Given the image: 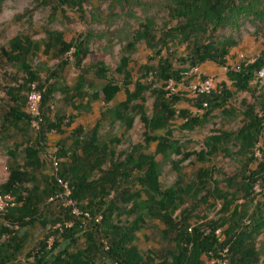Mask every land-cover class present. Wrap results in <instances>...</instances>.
Instances as JSON below:
<instances>
[{
	"label": "trees",
	"instance_id": "16d2710c",
	"mask_svg": "<svg viewBox=\"0 0 264 264\" xmlns=\"http://www.w3.org/2000/svg\"><path fill=\"white\" fill-rule=\"evenodd\" d=\"M57 1L61 5L81 10L78 1ZM2 2L0 0V6ZM154 5L166 11L167 18L175 22V26L165 32L157 47L159 39L154 19H143L123 48L125 55L120 58L116 68V72L122 75L120 84L107 77L108 70L101 62L83 65L89 53L87 36L78 35L66 42L60 32H44L41 54L60 61V64L67 63L63 58L68 55L73 68L78 72L71 87L62 83L48 85L40 81L28 65L29 55L38 51L37 43L29 38L15 36L7 42V48L0 49V60L24 76L21 83H15L14 86L0 85V92L7 105L0 120L1 138L7 136L11 139V130L29 134L28 131L32 129L34 133L32 138L25 140L24 145L12 142L13 148L7 152V178L0 184V195L11 196L14 205L0 215V239L6 237L5 241L0 242V264H14L12 262L26 238L25 234L18 236V231L45 221V215L41 213L42 206L58 194V180L66 184L68 200L78 204L77 208L82 213L89 214L90 227L86 230L80 228V221L73 218L71 207H68L61 213L62 220L57 218L50 221L52 226L58 224V227L39 241L35 251L28 253L27 258L31 260L29 264H99L96 257L98 253L105 257L108 264H205L203 257L221 259L220 253L224 249L226 264H251L255 254L247 248V243H252L254 237L264 230L263 215L257 214L247 224H240L245 211L233 208L229 218L220 223L209 221L189 228L184 216L185 210L180 211L184 204L183 198H196L200 188L208 183V172L201 170L196 184L183 189L175 184L161 190L158 184L160 164L154 159V155L165 160L171 155H182L183 160L188 158L190 154H183L180 146L170 140L169 122L179 115L183 120L180 130L191 131L202 127L211 118L213 111L223 107V101L229 99L231 93L221 85L218 93L211 91L194 98L193 106L201 111V115L190 116L185 110L176 115L173 108L175 101L170 98L171 94L153 85L164 87L168 82L179 83L186 70L206 62L225 67V57L234 46V41L217 32L226 28L238 29L244 21L251 22L254 29L260 31L264 47V0H158ZM145 6L149 7V2ZM205 36H209L208 39ZM174 39H180L182 43L188 41L189 51L178 62V65L186 66L185 69H175L170 55L165 58L159 56L167 42ZM138 43L154 52L157 60L154 65H142L139 68V79L132 83L125 69L129 55L135 51ZM261 69H264V48L251 62L241 63L236 69L226 67L225 77L230 86L235 92L252 95L254 103H242V126L239 129L232 133L221 132L209 136L203 142V151L195 154L196 159L203 162L219 151L229 154L227 146L233 145L235 155L243 160L239 170L224 180L226 190L230 193H221L215 186L211 190V193L225 200L221 211L236 201L238 192L248 197L254 183L264 177V160L257 162L253 156V149L264 130V93L250 85ZM147 78L150 81L142 82ZM96 83L98 91L86 93L85 89L93 88ZM131 84L133 90L129 91L127 87ZM31 85L40 96L38 117H31L23 110ZM121 90L124 100L106 109L100 118L109 119L110 122L118 121L120 127L128 130L134 118L133 113L137 111L147 143H155L154 155H135L131 152L122 162H117L114 150L110 147L117 140L109 138L99 141L96 129L89 136L81 137V131L77 129L70 136V145L67 148L60 147L55 153L57 159L66 157V161L57 164L55 160L56 168L53 167L51 174H46L41 144L46 134L62 132L61 117L55 116L54 121L47 118L48 102L52 95L59 93L73 111L80 113L89 111V104L98 99L103 104L112 102ZM145 92L152 98L150 117L141 112L142 105H131L134 101L143 102L142 95ZM202 103L206 104L204 108L201 107ZM221 112L226 113L225 110ZM72 119L71 116L66 124L72 122ZM32 120L37 122L36 130L31 128ZM20 146L23 147L18 150ZM253 164H256L254 169L249 170ZM104 165L107 167L102 170ZM178 210L179 220L175 222L174 214ZM122 215L132 217L133 220L120 221ZM96 216H100L98 223L94 222ZM83 218L80 216V219ZM145 219L157 220L162 226V239L167 241L154 259L140 254L133 245L135 233L140 230ZM226 223L228 225L222 231L226 241L221 245L215 232ZM79 234L83 237V248H78ZM50 237L52 241L47 245L46 241Z\"/></svg>",
	"mask_w": 264,
	"mask_h": 264
},
{
	"label": "rangeland",
	"instance_id": "374dc122",
	"mask_svg": "<svg viewBox=\"0 0 264 264\" xmlns=\"http://www.w3.org/2000/svg\"><path fill=\"white\" fill-rule=\"evenodd\" d=\"M80 2L81 10L76 7H67L61 5L57 0H3L0 6V49L7 48V42L15 37H27L30 41L37 43L38 51L34 55H29L28 65L34 71L40 81L46 84L62 83L71 87L74 84L78 72L73 68L70 57L67 55L63 59L66 64H60V61L49 59L41 54V43L44 39V32L57 31L62 34L63 39L68 42L78 35L87 36L88 55L83 60V65L101 62L108 70L107 77L115 83L121 82L122 75L116 72V68L120 58L125 55L123 48L130 41L131 35L138 29L145 17L153 18L156 25V35L159 39L157 47L161 44V39L168 29L175 26V22H171L167 18V13L160 7H156L154 2L158 0H128V2H117V0H75ZM129 1H132L131 3ZM149 2L150 6H145ZM219 35L229 37L234 41V46L228 50L225 57V67H219L212 63L206 62L196 67L195 73L186 70L183 78L179 83L168 82L164 87L153 85L154 88L167 91L168 87L173 89L171 97L175 102L173 108L176 115L179 111L185 110L190 116H199L201 111H197L194 106L195 94L192 87L203 80H210L213 91H220L221 85L230 93L231 97L223 101V107L212 112L211 118L202 127L194 128L191 131L180 130L183 120L179 115L175 116L169 122L170 140L176 142L180 146L183 154H190L188 158L182 159V155H171L165 160L160 156L154 155L155 143H147L144 136L143 125L139 121V115L133 113L134 118L131 127L124 130L120 127L118 121L110 122L109 119L100 118L101 113L106 109L113 107L124 100L122 90L119 91L112 102L103 104L101 99L89 104V111L77 113L73 111L69 104L64 100L62 95L55 93L48 102L49 112L47 118L54 121V117L62 118L60 127L61 133L50 132L45 135L42 142L43 154L42 160L45 163L44 172L51 174L53 165L51 160L54 158L57 164L66 161V157L57 159L55 153L60 147L67 148L70 145V136L74 135V131L80 129V136H89L97 130L99 141H106L109 138L117 140L110 147L114 150V158L117 162H122L125 156L131 152L134 154L154 155V159L160 164V173L158 184L161 190L168 189L177 184L181 189L196 184L199 180L197 175L203 171L208 172L207 185L200 188L195 199L190 197L183 198L184 204L180 208L185 210V219L189 228L196 225H204L209 221L220 223L227 218L233 208L244 210L245 216L241 219L240 224H247L257 214L264 217V177L254 183L252 192L245 197L242 192L236 195V201L221 211V207L225 200L218 194L211 193L215 186L221 193L226 190L224 180L239 170L243 160L235 155L236 149L233 145H228L229 154L221 151L208 156L206 161L200 162L196 159L195 154L203 151V142L209 136L218 133H232L242 126L241 112L243 110L242 103L250 105L254 103L252 95L245 92H235L226 80V67L236 69L241 63L251 62L258 53L264 48L260 31H256L249 21H244L238 29H224L217 32ZM212 34V35H216ZM211 35V36H212ZM209 37V36H208ZM207 36L205 38L208 39ZM213 37V36H212ZM188 41L181 42L180 39L168 41L167 45L162 49L159 56L161 58H172L174 68L185 69L186 66L178 65L182 58H185L189 48ZM190 47V45H189ZM157 57L154 52L147 49L142 43L135 46V51L129 55L126 71L129 72L131 82H135L139 78V68L144 64L154 65ZM23 74L18 72L14 67L0 60V85L3 87L14 86L15 83H21ZM17 82H14V80ZM150 81V78L142 80V82ZM98 84L93 88H86V93L92 94L98 91ZM251 87L264 93V81L255 79L251 82ZM129 91L133 90L132 84L127 87ZM255 92L254 95H256ZM143 102L134 101L131 105H142L141 112L146 117L151 115L152 98L145 92ZM86 100V98H85ZM77 104V103H75ZM130 105V106H131ZM25 105H23V110ZM6 100L3 93L0 92V120L4 109H6ZM225 110L226 113L221 112ZM72 116V122L68 123ZM98 123V125H96ZM67 125V126H66ZM12 138H1L0 135V184L7 178L6 165L9 161L7 152L12 150L13 143L17 142L24 145L25 140L32 138L33 130L26 132H17L11 130ZM151 136V135H150ZM155 136V135H154ZM260 141L253 149V156L256 161L264 160V130L262 131ZM23 146L18 147L20 150ZM20 158L17 161L20 163ZM256 164L249 167L253 170ZM175 166L177 169H175ZM106 165L102 170L106 169ZM56 168V166L54 167ZM98 174H96L97 176ZM123 184L120 185L122 187ZM230 193L229 191H227ZM69 192H61L46 201L42 206L41 213L45 215V221L18 231L17 235L25 234L26 238L22 244V249L16 254L12 263L29 264L31 260L27 258L28 253L35 251L39 241H42L45 235H48L58 224L52 226L50 221L55 219L62 220L61 213L68 207H71L70 214L74 219L80 221V228L86 230L90 227V216L86 212V216L82 213L74 202L68 200ZM249 199V200H247ZM251 199V200H250ZM80 216L84 217L80 219ZM179 210L174 214L175 222L179 219ZM100 216H96L95 223H98ZM120 221H132V217L122 215ZM228 223L218 228L217 236L219 244L223 245L226 241L222 231ZM161 224L157 220L145 219L140 226V230L135 233V241L133 245L142 255H147L154 259L159 255L160 251L166 246V239H162L160 230ZM13 230H17L14 228ZM5 236L1 237L0 242L5 241ZM52 238L50 237L46 243L50 245ZM103 246L104 243L102 244ZM78 248H83V237L79 234ZM247 248L252 249L255 254L251 264H264V230L254 237L252 243H247ZM104 251L105 249L102 248ZM223 252L221 259L212 256L203 257L205 264H226ZM99 264H108L105 257L98 253L96 255ZM95 257V258H96ZM157 261H155L156 263Z\"/></svg>",
	"mask_w": 264,
	"mask_h": 264
},
{
	"label": "built area",
	"instance_id": "2783aa9c",
	"mask_svg": "<svg viewBox=\"0 0 264 264\" xmlns=\"http://www.w3.org/2000/svg\"><path fill=\"white\" fill-rule=\"evenodd\" d=\"M189 72L195 73L196 67L191 68ZM256 79L264 81V69H261L256 73ZM211 91H213V88L211 86L210 80L208 79L198 82L196 85H194V87H192V92L195 94V96L201 95V94H209ZM172 92H173V89L171 87H168L167 88L168 95H170ZM39 101H40L39 93L35 90L33 85H31L30 90L28 94L26 95L25 106H24L25 112L29 114L31 117L39 116ZM205 106H206L205 103L201 104L202 108H204ZM36 127H37V122L32 120L31 128L36 130ZM51 162H52L51 164L53 165V167H55L56 162L54 158L51 160ZM57 183H58V188L60 189L61 192H69L65 183H62L60 180H58ZM13 205H14V200L11 196L0 195V215L4 211H6V209L13 207ZM84 215L86 216L85 213ZM217 232L218 231L216 230L215 234H217ZM222 252L223 254H225L226 249H224ZM221 253H220V257H221ZM219 264H225V263L223 261V262H220Z\"/></svg>",
	"mask_w": 264,
	"mask_h": 264
}]
</instances>
